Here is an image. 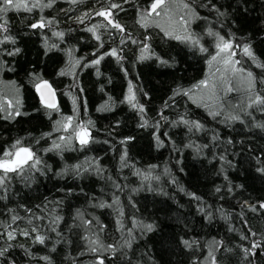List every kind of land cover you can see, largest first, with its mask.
Here are the masks:
<instances>
[{
	"label": "trees",
	"instance_id": "16d2710c",
	"mask_svg": "<svg viewBox=\"0 0 264 264\" xmlns=\"http://www.w3.org/2000/svg\"><path fill=\"white\" fill-rule=\"evenodd\" d=\"M152 1L38 0L0 15V82L15 92L0 97V158L25 145L39 161L0 169V264H264V0H165L194 11L180 7L191 39L148 21ZM218 37L250 86H231L232 71L194 101Z\"/></svg>",
	"mask_w": 264,
	"mask_h": 264
},
{
	"label": "rangeland",
	"instance_id": "374dc122",
	"mask_svg": "<svg viewBox=\"0 0 264 264\" xmlns=\"http://www.w3.org/2000/svg\"><path fill=\"white\" fill-rule=\"evenodd\" d=\"M154 3V1L150 2L147 6L146 13L150 17H146L148 21H152L156 25L164 28L166 30V33H171L176 36H181L186 34L185 30H183L184 25L186 24L184 19V14L186 12V16L191 20L193 19L195 13L190 7H186L183 3H176V1H172V5L169 2H166L164 0V4L158 8L155 12L151 11V5ZM171 5V7H170ZM178 6V7H177ZM183 13H182V10ZM179 8V9H178ZM178 9V10H177ZM157 12L159 15H157ZM202 37V36H200ZM202 41V39H200ZM220 43V38L215 39L212 44V49L208 58V69L207 73L205 75V78L202 81H207V84H201V82H198L196 84V87L194 89L193 94V100L197 102H201L204 100H210L212 99L211 92L217 91L219 88H225L227 78L231 75V72L233 71V64H225L224 59L227 58V54L222 53L217 59L213 60L212 57L217 55V52L219 51L216 47V45ZM232 52L235 53V49L232 48ZM232 60L234 61V57L232 56ZM239 69V68H237ZM241 71H235L232 74L231 79V86H233L235 89L240 91H245L250 86L249 76L246 71L240 69ZM0 97L3 94H14V90L12 87V84L6 81L0 82ZM16 97V96H15ZM215 104L214 106H220L221 102ZM11 104H9L10 106ZM224 104H222L223 107ZM0 107L2 108H8V104L2 100L0 101ZM11 109V108H10ZM9 109V110H10ZM15 112V111H14ZM76 125V124H75ZM70 125L68 126V123L64 125V128L72 129L73 130V136L77 138L78 130L81 128V123H78L76 126Z\"/></svg>",
	"mask_w": 264,
	"mask_h": 264
},
{
	"label": "snow or ice",
	"instance_id": "6c2138e0",
	"mask_svg": "<svg viewBox=\"0 0 264 264\" xmlns=\"http://www.w3.org/2000/svg\"><path fill=\"white\" fill-rule=\"evenodd\" d=\"M163 4H164V0H154V3L151 5V11L155 12ZM39 6H40V4H39L38 0H37V3L32 5V7L28 6L27 0H0V15L6 14L10 9H15L18 11V10L23 8L26 11H31L33 7H39ZM45 6L50 7L51 5H45ZM185 6L187 7V5H185ZM112 7H118V5H112ZM98 15L105 16V15H110V13H106V12L102 11V12L98 13ZM157 15H159L158 12H157ZM114 26L116 28L121 27L119 24H116ZM31 27H33V28L44 27V22H43V20H41V22L39 24H33V25H31ZM0 29L7 31L5 24H0ZM56 35L63 36V33H56ZM168 35H171V33H168ZM97 39H99V37H97ZM176 39H191V37L190 36H187V37L177 36ZM216 47L219 51L217 52L216 56L212 57L213 60L217 59V57H219L222 53H224V54H227V58L224 59V63L226 65L227 64H233L234 65L235 63H239V61H233L232 60V56L235 53L231 51L233 48V44L230 41L224 40V38L221 37L220 43H218L216 45ZM236 47H239V45H237ZM202 50L206 51V49H202ZM17 51H19V49H17ZM243 53L247 56H250V57L253 56V53H252L250 47H248V46H245L243 48ZM111 54L116 55L115 50H113V52ZM94 63L98 64L99 60L95 61ZM233 71H241V70L233 67ZM248 75H249V77H251L252 74L248 73ZM201 84L206 85L207 81H202ZM41 87L47 88L49 90V92L51 93V86L48 84L47 81H44L42 85H37V90L39 91ZM130 92H131V89H130ZM42 98H43V94H42ZM133 99H134V96L130 95L129 100L131 101ZM259 102L264 103V99H260ZM44 103L47 107L52 108V109H56V107H57L55 103H51L47 99L44 100ZM17 115H19V113H17ZM66 119H67L68 126H70L72 117H67ZM196 126L199 127L198 124ZM88 135H89V133L87 132V130L83 129V128L81 129L80 132H78V137H79L80 143L82 145L88 143ZM16 144L19 145L20 141H17ZM13 147L15 148L16 146L14 145ZM54 147H59V145H54ZM29 161H34V163H39L38 160L34 159V154L27 148H19L15 152L6 151L3 155V157L0 158V169H2L5 172V174L8 172H15L18 169H22L24 165L29 163ZM2 179L3 178L0 177V182H2ZM148 228L151 229V225H149ZM9 236L11 238V234H9ZM37 240L40 243L44 242L43 237L38 236ZM0 254H2V253H0ZM101 264H102V262H101Z\"/></svg>",
	"mask_w": 264,
	"mask_h": 264
},
{
	"label": "water",
	"instance_id": "95a60500",
	"mask_svg": "<svg viewBox=\"0 0 264 264\" xmlns=\"http://www.w3.org/2000/svg\"><path fill=\"white\" fill-rule=\"evenodd\" d=\"M44 81H47L48 84L51 86V93L49 92V90H48L47 88H44V87H41L39 91L37 90V85H42ZM37 85H36V91H37V94H38V96L40 97V99H41V101H42L43 103H44V100H45V99H47V100H48L49 102H51V103H55V102H56V100H57V97H56V90L54 89L53 85H52L48 80H42V81H40L39 83H37ZM42 94H43V98H42ZM44 104H45V103H44ZM82 128H83V129H86L85 127H81V128L78 130V132H80ZM86 130H87V132L89 133V129L87 128ZM77 136H78V133H77ZM88 138H89V135H88ZM78 139H79V137H78ZM79 140H80V139H79ZM19 148H27V149L30 150V148H29L28 146L23 145V146H20V147L16 148L13 152H15V151H16L17 149H19ZM30 151H31V150H30Z\"/></svg>",
	"mask_w": 264,
	"mask_h": 264
}]
</instances>
